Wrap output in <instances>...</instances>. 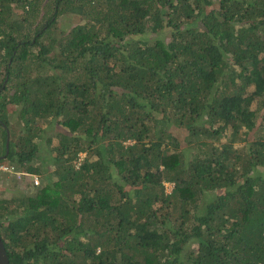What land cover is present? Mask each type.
I'll use <instances>...</instances> for the list:
<instances>
[{
  "label": "trees",
  "instance_id": "16d2710c",
  "mask_svg": "<svg viewBox=\"0 0 264 264\" xmlns=\"http://www.w3.org/2000/svg\"><path fill=\"white\" fill-rule=\"evenodd\" d=\"M7 142L10 264H264V0H0Z\"/></svg>",
  "mask_w": 264,
  "mask_h": 264
},
{
  "label": "rangeland",
  "instance_id": "374dc122",
  "mask_svg": "<svg viewBox=\"0 0 264 264\" xmlns=\"http://www.w3.org/2000/svg\"><path fill=\"white\" fill-rule=\"evenodd\" d=\"M71 15V14H70ZM78 18H72V17H66L63 19V24L64 25H68V26H72L75 25L78 22ZM169 38L165 39L166 41H168ZM230 134V132H228ZM49 134H51V131L48 132V136ZM225 138V137H224ZM224 141V140H223ZM2 156V155H1ZM80 159H83V157L86 156V153H80ZM5 164H9V163H5ZM80 164V162H79ZM39 177L40 180V184L42 182V176L37 175ZM18 179H21L20 181H22V184L20 187H16V181H18ZM31 178L29 176H23L20 178H16V177H2L0 179V192L2 193V195H16V196H21V195H25L27 194V192L29 191L28 187L26 186V182H30ZM39 184V185H40ZM173 186L174 184L167 181L165 182V189L166 192L171 193V191L173 190ZM32 189H30V193H32Z\"/></svg>",
  "mask_w": 264,
  "mask_h": 264
},
{
  "label": "built area",
  "instance_id": "2783aa9c",
  "mask_svg": "<svg viewBox=\"0 0 264 264\" xmlns=\"http://www.w3.org/2000/svg\"><path fill=\"white\" fill-rule=\"evenodd\" d=\"M9 176L16 177V178H20L23 176H26V177L29 176L31 177V180L34 183V185L40 184V180L37 176L24 172L20 169H16L15 167L9 164H5V163L0 164V179L2 177H9Z\"/></svg>",
  "mask_w": 264,
  "mask_h": 264
},
{
  "label": "water",
  "instance_id": "95a60500",
  "mask_svg": "<svg viewBox=\"0 0 264 264\" xmlns=\"http://www.w3.org/2000/svg\"><path fill=\"white\" fill-rule=\"evenodd\" d=\"M8 153H9V143L7 142L6 154L0 156V160L5 159ZM0 264H10V260L1 233H0Z\"/></svg>",
  "mask_w": 264,
  "mask_h": 264
},
{
  "label": "clouds",
  "instance_id": "9594fccd",
  "mask_svg": "<svg viewBox=\"0 0 264 264\" xmlns=\"http://www.w3.org/2000/svg\"><path fill=\"white\" fill-rule=\"evenodd\" d=\"M28 173V172H27ZM30 174H32V173H30ZM32 175H35V176H37L36 174H32ZM38 177V176H37ZM31 178V177H30ZM39 178V177H38Z\"/></svg>",
  "mask_w": 264,
  "mask_h": 264
}]
</instances>
